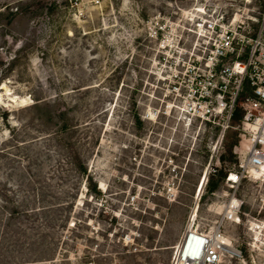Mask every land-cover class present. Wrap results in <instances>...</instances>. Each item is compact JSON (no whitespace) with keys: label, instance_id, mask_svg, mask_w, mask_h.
Here are the masks:
<instances>
[{"label":"rangeland","instance_id":"1","mask_svg":"<svg viewBox=\"0 0 264 264\" xmlns=\"http://www.w3.org/2000/svg\"><path fill=\"white\" fill-rule=\"evenodd\" d=\"M262 10L0 0V264H170L192 220L211 228L231 197L241 221L222 229L242 257L221 264H264L245 223L264 219V179L226 181L235 130L210 123L207 67L210 20L253 35Z\"/></svg>","mask_w":264,"mask_h":264},{"label":"built area","instance_id":"2","mask_svg":"<svg viewBox=\"0 0 264 264\" xmlns=\"http://www.w3.org/2000/svg\"><path fill=\"white\" fill-rule=\"evenodd\" d=\"M222 19L223 16L221 22L210 20V25L207 24L210 28L209 110L210 123L222 120V133L228 128L237 131L238 141L233 147L236 167L226 175L232 187L243 178L264 179V10L253 35L230 28ZM204 90L208 95L209 87ZM236 106L242 116L233 126L231 117ZM203 107L207 109V105L198 104L201 115L197 117L205 114ZM226 221H241V201L234 197L227 201L223 215L211 228L195 227L192 220L173 246L170 264H221L225 258H241V250L222 229ZM245 223L251 233L246 245L250 249L258 244L264 247V219L247 218Z\"/></svg>","mask_w":264,"mask_h":264},{"label":"trees","instance_id":"3","mask_svg":"<svg viewBox=\"0 0 264 264\" xmlns=\"http://www.w3.org/2000/svg\"><path fill=\"white\" fill-rule=\"evenodd\" d=\"M242 116V111L239 107H235V110L233 112V115L231 117V125H236L240 118ZM237 131L235 130V134H234V137L232 138V140L228 143V144H225V151L228 153V159L232 162V163H236L237 160L234 156V153H233V147L234 145L237 144ZM220 159H223V158H220ZM82 172L86 175L87 179L89 178V174L87 173V170L86 168H82ZM221 174V173H220ZM223 176L220 175V179H222ZM217 186L216 183L212 182V181H208V190H213L215 187Z\"/></svg>","mask_w":264,"mask_h":264},{"label":"bare ground","instance_id":"4","mask_svg":"<svg viewBox=\"0 0 264 264\" xmlns=\"http://www.w3.org/2000/svg\"><path fill=\"white\" fill-rule=\"evenodd\" d=\"M9 101H10V102H23L24 99H22V98L18 99L17 96H13V95H11V97H9ZM24 102H25V101H24ZM231 177H233V175H231ZM205 180H206V174L203 175V178H202L201 183H200V185H199V187H200V191H201V189H202V187H203V185H204Z\"/></svg>","mask_w":264,"mask_h":264},{"label":"snow or ice","instance_id":"5","mask_svg":"<svg viewBox=\"0 0 264 264\" xmlns=\"http://www.w3.org/2000/svg\"><path fill=\"white\" fill-rule=\"evenodd\" d=\"M232 179H235V177H233Z\"/></svg>","mask_w":264,"mask_h":264}]
</instances>
